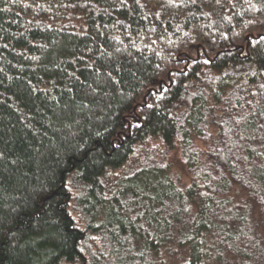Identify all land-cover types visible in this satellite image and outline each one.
<instances>
[{
  "label": "trees",
  "instance_id": "1",
  "mask_svg": "<svg viewBox=\"0 0 264 264\" xmlns=\"http://www.w3.org/2000/svg\"><path fill=\"white\" fill-rule=\"evenodd\" d=\"M0 264H264V0H0Z\"/></svg>",
  "mask_w": 264,
  "mask_h": 264
}]
</instances>
